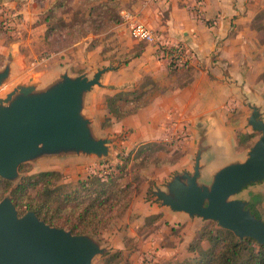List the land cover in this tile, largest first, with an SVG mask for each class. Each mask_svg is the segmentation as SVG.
<instances>
[{
    "label": "water",
    "instance_id": "95a60500",
    "mask_svg": "<svg viewBox=\"0 0 264 264\" xmlns=\"http://www.w3.org/2000/svg\"><path fill=\"white\" fill-rule=\"evenodd\" d=\"M20 63L14 47L0 66V178L17 180L23 163L110 159L119 135L102 133L87 103L114 65L79 74L65 65L16 79ZM247 105L245 124L259 136L241 157L219 161L202 127L192 167L173 172L150 192L160 206L181 216L215 221L238 239L264 245V220L251 209L252 194L237 196L264 180L263 103ZM103 251L89 234L50 226L32 210L19 215L8 195L0 200V264H91Z\"/></svg>",
    "mask_w": 264,
    "mask_h": 264
},
{
    "label": "rangeland",
    "instance_id": "374dc122",
    "mask_svg": "<svg viewBox=\"0 0 264 264\" xmlns=\"http://www.w3.org/2000/svg\"><path fill=\"white\" fill-rule=\"evenodd\" d=\"M55 1L57 3L66 2V8L61 9L66 11L64 13L58 11V14L67 21L74 22V25L68 29L56 31L52 35L44 36L45 25L37 20L42 19L44 12ZM100 2L105 3L113 15L118 13L120 16V11L125 9L122 0H0V49L5 48L6 50L13 42H19L17 49H19L18 55L21 58V63L17 79L37 72L50 73L65 65L70 66V70L74 74L82 73L85 70H95L111 63L114 66L120 65L139 53L145 45H148L147 42L138 41L129 35L126 40H121L116 36L115 23L108 20L106 23L104 21L99 24L94 18L103 17L96 15V12H94L95 15H92L93 17L89 16L90 6ZM195 6L193 11H198L199 9ZM210 22L211 20L207 21V24L209 25ZM228 23V35H233L235 30L241 26L235 17ZM250 24L253 27H258L259 39L261 43H264V5L260 4L255 19ZM123 48H126L124 52L121 51ZM2 55L3 60L0 66L5 61V54ZM261 59H264V56H261ZM188 62L189 59L179 69L171 67L179 74L177 84L186 81L189 75L187 73ZM149 79L145 77L131 88L117 91L123 92L122 99L118 102L122 110L133 109L149 101L157 91L161 90ZM260 80L264 81V72L261 73ZM99 90L96 87L94 94L101 92ZM106 92L105 96L116 93L113 90ZM262 94L264 95V91ZM96 99L97 93L92 95L87 105L88 112L99 125L107 114L103 117L101 115V112L106 109L103 104L105 103L104 98L102 104L101 102L97 103ZM238 108L241 109L234 108L232 115L238 116L236 120L239 121L240 118L243 121L249 112L248 108L245 106ZM243 127L242 123V126L236 130L238 147L241 149L252 144L259 136L258 132L250 130L254 138L247 142L244 137H247L249 133L244 130L249 129L246 126L245 129ZM100 129L101 132L106 133L107 131V128ZM127 134V130L120 133L110 159L67 158L21 165L26 166L28 174H37L44 170L58 171L60 179L54 180L53 183L62 186L60 192L63 194L76 190L79 187V180H86L91 175L106 174L111 170L115 172L113 176L121 186H129L128 191L131 192L132 200L128 209L124 212L121 211L122 213L120 212L121 214L116 216L107 214L97 232L81 233L91 235L104 248L102 253L93 257L91 264H175L188 259L193 261L198 254L191 250V247L192 244H195L197 236L203 228L210 227L211 222L214 223L211 227L212 230L223 228L219 227L215 221H201L197 218L179 222L169 219L160 223L146 219V214L153 210L152 206L155 200L150 189L169 177L172 170L168 166V162L181 155L183 144L187 146L184 135L181 134L168 141L149 142L146 144L149 146L145 147L146 150L140 154V149L144 148L140 144L133 146L132 149L121 147L120 140L126 139ZM127 155L128 159H126ZM124 161H127L126 165H124ZM116 164L126 167L120 168L121 166H119L118 169H115ZM19 173L20 177L17 180L10 181L12 186L16 185L24 176L20 170ZM247 192L252 194L250 195L251 209L264 220V180L251 184L237 196L248 198ZM5 195L10 197L9 193ZM15 207L19 215L27 211L16 205ZM63 229L73 233L70 229ZM235 238L237 237L235 236ZM188 245L191 247L188 248ZM201 245L206 249L209 242L203 240Z\"/></svg>",
    "mask_w": 264,
    "mask_h": 264
},
{
    "label": "crops",
    "instance_id": "0c3cea01",
    "mask_svg": "<svg viewBox=\"0 0 264 264\" xmlns=\"http://www.w3.org/2000/svg\"><path fill=\"white\" fill-rule=\"evenodd\" d=\"M122 3L125 9L120 11L116 36L121 40L130 36L128 23L123 20L122 14H135L156 31L167 46H181L185 50L189 56V75L185 82L177 84L178 72L168 65L167 57L161 56L148 43L135 56L101 76L103 85L98 87L101 92H95L96 101L102 102L107 90L117 92L129 89L145 77L161 90L145 106L120 120H114L106 133H102L120 135L127 130V137L121 139L120 144L128 149L184 135L187 146L183 144L181 155L174 162H168L172 170L170 175L192 167L198 133L202 127L206 128L208 142L219 161L241 157L253 143L245 149L239 148L236 130L242 123L244 129L247 127L245 120L249 112L243 121L240 118L238 121V116L232 115L233 110L245 106L249 111L247 103L260 102L264 108V81L260 80L264 72V59H261L264 56V43L259 39L258 27L250 24L260 4L264 5V0H201L198 11H193L196 0H122ZM55 4L56 1L48 10ZM233 17L241 26L233 35H228V22ZM37 22L45 25L42 19ZM18 45V41L13 42L6 50L0 49V53L6 54L14 47L17 49ZM124 49L121 51L124 52ZM228 80L234 81V84ZM237 86L239 92L246 96L245 102ZM95 94L93 92L92 95ZM105 114L107 112L103 110L102 117ZM244 131L251 133L252 130ZM152 209L146 216L161 213L158 223L169 219L176 222L192 219L160 206L155 200Z\"/></svg>",
    "mask_w": 264,
    "mask_h": 264
},
{
    "label": "trees",
    "instance_id": "16d2710c",
    "mask_svg": "<svg viewBox=\"0 0 264 264\" xmlns=\"http://www.w3.org/2000/svg\"><path fill=\"white\" fill-rule=\"evenodd\" d=\"M66 2L61 1L55 4L50 10L44 13L42 22L46 25L44 36L54 34L56 31L68 29L74 25V22L67 21L60 12L66 10ZM61 10V11H60ZM99 15L103 18H94L96 22L102 24L106 22L119 23L118 13L111 14L110 8L105 3L100 2L90 6L88 15ZM3 55L0 53V64ZM170 67L179 69L185 65L175 66L172 62ZM151 83H154L149 79ZM116 92L104 97L103 103L106 107L107 115L101 121V128L109 127L114 120H120L126 115L136 112L140 107L145 106L149 101L134 107L133 109L122 110L118 104L121 101V94ZM128 93V92H125ZM102 104V102H101ZM247 135V134H246ZM246 141L253 140L254 136L249 133L244 137ZM147 144V143H146ZM143 144L140 154L149 146ZM122 152V151H121ZM118 153L116 156L118 157ZM128 155L126 159H128ZM173 161L169 162H174ZM126 165L127 161H124ZM120 164H116L118 169ZM126 166H121L120 168ZM19 170L24 174L22 179L14 186L12 183L0 178V200L6 193L10 194L12 202L19 208L32 210L36 216L50 226L70 229L75 234L85 232H97L104 217L119 215L124 212L131 204V192L129 186H121L118 180L114 178L115 172L111 170L108 173L88 176L86 180H79V187L68 193H61L62 186L54 185L53 181L60 179V173L55 170H44L37 174H28L25 165H21ZM123 170V169H120ZM127 187V188H126ZM122 211V212H121ZM121 212V213H120ZM161 218V213L151 214L146 219H151L157 223ZM214 223L210 227H204L198 234L195 244L191 250L198 256L193 260H183L175 264H264V245H259L253 238L243 239L235 238L234 234L228 230H212ZM209 242L208 248H202L201 242Z\"/></svg>",
    "mask_w": 264,
    "mask_h": 264
},
{
    "label": "built area",
    "instance_id": "2783aa9c",
    "mask_svg": "<svg viewBox=\"0 0 264 264\" xmlns=\"http://www.w3.org/2000/svg\"><path fill=\"white\" fill-rule=\"evenodd\" d=\"M197 8L200 7V3L197 0L195 4ZM124 21L128 23L130 36L138 41H144L155 47V51L161 56L167 57L168 62H172L175 66L184 64L189 56L185 50L180 46H167L164 43L156 31L150 29L144 22L136 17L135 14L124 12L122 14Z\"/></svg>",
    "mask_w": 264,
    "mask_h": 264
}]
</instances>
